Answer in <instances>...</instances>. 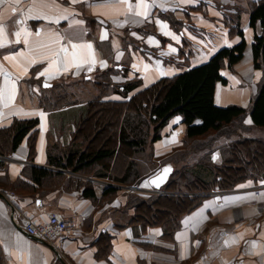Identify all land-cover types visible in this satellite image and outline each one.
Wrapping results in <instances>:
<instances>
[{"label":"crops","instance_id":"obj_1","mask_svg":"<svg viewBox=\"0 0 264 264\" xmlns=\"http://www.w3.org/2000/svg\"><path fill=\"white\" fill-rule=\"evenodd\" d=\"M252 1L256 0H146L153 6L144 17L136 15L135 8L129 12L120 0H0L5 41L0 47V90L4 93L0 128L15 119H39L31 154L29 137L11 154L0 153V191L7 198H0V264H264V188L254 189L264 185V177L229 191L203 193L202 204L183 219L175 239L167 240L161 227L143 229L129 223L134 213L128 205L130 198L154 193L149 178L156 172L151 174L149 163L143 164L149 172L139 185L123 184L104 171L58 166L71 152L86 147L74 139V133L87 114L88 97L78 95L79 102L55 109L40 106L42 96L51 91L41 88L43 81L54 85L67 76L91 78L95 71L114 64L129 70L112 74V81L124 84L137 78L140 85L127 95L112 93L106 99L128 101L159 79L205 63L220 48L239 43L242 37L229 35V23L240 9L247 43L244 57L232 71H221L228 83H217L215 103L246 108L263 75L253 62L254 37L263 28L259 22L255 28L250 26ZM130 3L135 6L137 0ZM98 42L104 45L103 51ZM73 44H91L92 49L78 47L77 60L72 62L69 55L65 64L61 48L71 54ZM49 64L55 66L41 75ZM13 86L15 94L9 99ZM245 122L252 124L250 115ZM185 131L182 117L175 116L153 144L152 159L161 164L183 150ZM254 131L264 132V127L253 128L252 134L260 135ZM213 159L220 162L218 152ZM192 163L197 175L212 177L210 170ZM43 168L51 173L42 174ZM136 185L135 190L129 188ZM50 212L60 213L71 226L46 244L28 235L25 225L30 219L45 221ZM186 218L193 220L192 227ZM103 232L112 236V248L99 257L96 242Z\"/></svg>","mask_w":264,"mask_h":264},{"label":"trees","instance_id":"obj_2","mask_svg":"<svg viewBox=\"0 0 264 264\" xmlns=\"http://www.w3.org/2000/svg\"><path fill=\"white\" fill-rule=\"evenodd\" d=\"M240 11L229 23V35H240L239 43L220 48L205 63L159 79L128 101L106 99L112 94L107 90L111 87L116 90L113 92L127 95L140 85L139 79L124 84L112 81V74L127 73L128 67L124 65L114 64L102 71L104 85L95 84L102 90L89 101L87 114L78 121L74 133V139L82 141L86 147L82 152L67 155L65 163L58 162V166L75 171H104L108 177L129 185L139 184L148 177L149 169H145L144 162L151 166V174L170 162L174 170L161 189L165 192H155L147 198L132 196L128 201L134 209L129 223L143 229L161 227L162 237L167 240L175 239L183 219L202 204L206 197L203 193L229 191L249 181L257 183L264 177V136L252 134L255 126L264 127V0L252 1L250 6V26L255 28L259 22L263 28V33L256 34L252 44L254 67L263 70L258 91L246 108L236 104L222 107L215 103L217 83H228L221 71L232 70L244 57L247 43L240 24ZM97 46L104 50L101 42ZM85 81L90 78L83 77ZM43 83V90L51 89L50 94L41 98L40 106L44 109L60 108L81 99L71 88L74 83L69 84L70 87L50 82H46L50 86L44 87ZM178 115L186 125L184 149L158 166L152 159L153 144L163 137L164 128ZM247 115L252 119L250 125L245 123ZM38 124V118L15 119L10 126L0 128V153L11 154L29 137L31 154ZM216 152L221 157L220 162L213 159ZM192 162L210 170L212 177L205 179L197 175ZM41 171L45 175L51 173L45 168ZM96 244L98 256L100 252L106 256L112 248V236L103 232Z\"/></svg>","mask_w":264,"mask_h":264},{"label":"snow or ice","instance_id":"obj_3","mask_svg":"<svg viewBox=\"0 0 264 264\" xmlns=\"http://www.w3.org/2000/svg\"><path fill=\"white\" fill-rule=\"evenodd\" d=\"M72 2L75 3L76 0H72ZM120 2L127 5V8H128V11L129 12H133V10L135 8V10H136L135 14L136 15H142L144 17H147L149 15L148 9H150L153 6V4L147 3L146 0H137V3H136L135 6H133L130 3V0H120ZM157 23H160V22L158 21ZM161 28L162 29H166L167 28V25L161 24ZM165 34H167V35H173L170 32H166ZM16 35L19 36L20 33L17 32ZM105 36H106V34H105ZM2 37H3V28L0 27V47H4V44H5V41L2 39ZM102 38H105V37H102ZM173 38L175 39L176 37L173 35ZM78 47H86L88 49H92V45L91 44L84 45V46H78V45L73 44L72 45L73 52L71 54H69L68 53V50L66 48H61V51L64 53V56H65V60H64V63L65 64L68 63V57H69V55L71 57V61L72 62H75L77 60V52L75 51V49H77ZM56 56L59 57V53H57ZM5 59H13V57H5ZM59 62L60 61L57 60V63H59ZM54 66H55L54 64H49V68H46L45 71H44V73H41V75L48 74L49 73V70L52 69ZM64 70L66 71L67 70V67H65ZM14 94H15V87L13 86L11 92L9 93V99H11L14 96ZM3 96H4V93H3L2 90H0V99H3ZM40 115L43 116L44 114L41 113ZM248 122L250 123V121H248ZM168 171H170V169H164V172L165 173H167ZM158 179L159 178L157 177V178H154L152 180V183L155 184L156 187H159ZM262 183H264V182H262ZM261 195L264 196V193H262ZM226 199H229V198H226ZM233 199H239V198H233ZM188 219H190V218H186L185 223L188 222ZM178 236H179V234H178Z\"/></svg>","mask_w":264,"mask_h":264},{"label":"built area","instance_id":"obj_4","mask_svg":"<svg viewBox=\"0 0 264 264\" xmlns=\"http://www.w3.org/2000/svg\"><path fill=\"white\" fill-rule=\"evenodd\" d=\"M70 226V222L63 215L50 212L45 221L28 220L25 225V231L32 237L52 242L63 235Z\"/></svg>","mask_w":264,"mask_h":264},{"label":"rangeland","instance_id":"obj_5","mask_svg":"<svg viewBox=\"0 0 264 264\" xmlns=\"http://www.w3.org/2000/svg\"><path fill=\"white\" fill-rule=\"evenodd\" d=\"M243 11H245V10H243ZM127 70H129V69L127 68ZM85 76L86 75L81 76L80 79H76L74 76H67L66 78H63L59 82V84H61L63 86L70 87L69 84L74 83V84H72V87L71 88H74V90H76L77 93H79V95H85V97H88V101H90V100H93L99 94V92L102 90L99 86H97L95 84L96 83L103 84L102 80L104 79V75H103V73L101 71H95L94 73H92L91 78H90V76H88L90 78V81H88L89 83L87 81L83 82L82 77H85ZM258 85H259V83L257 84V86ZM108 89H109V90H107V93L108 94H111V93H115L116 92V90H114V88H111L110 87ZM113 91H115V92H113ZM93 95H94V98L92 97ZM85 100H87V99H85ZM252 131H253V129H252ZM255 133H258L261 136H264V132H255ZM167 159L168 158H166L165 161H167ZM165 161L162 160V163L161 162L160 163L163 164ZM158 165H160V164H158ZM159 170H160V168H158L157 170H155V172H157ZM127 185H129V184H127ZM137 185H139V184H137ZM263 188H264V185H260V186L254 187L255 190H258V189L262 190ZM188 222H189L190 226L192 227L193 220H189Z\"/></svg>","mask_w":264,"mask_h":264},{"label":"water","instance_id":"obj_6","mask_svg":"<svg viewBox=\"0 0 264 264\" xmlns=\"http://www.w3.org/2000/svg\"><path fill=\"white\" fill-rule=\"evenodd\" d=\"M119 67H121V66H119ZM50 85L51 84H48L46 82L43 83L44 87H47V86H50ZM164 169H170V171L165 173ZM173 170H174V166L171 163H168V164H165L164 166H162L158 172H156L154 175H152L149 178V183L152 186V192H154V193L155 192L156 193L157 192H162L161 189L169 181V179H170V177H171V175L173 173ZM157 177L159 178L158 179L159 187H156V185L152 183V180L154 178H157ZM129 188L135 190V189H137V186H133V187H129ZM0 198H2L4 200H7L6 195L2 191H0ZM33 238H36V237H33ZM36 239H38V240H40V241H42V242H44L46 244H49L47 241H45L43 239H39V238H36ZM59 258H60V260H62L60 255H59Z\"/></svg>","mask_w":264,"mask_h":264}]
</instances>
